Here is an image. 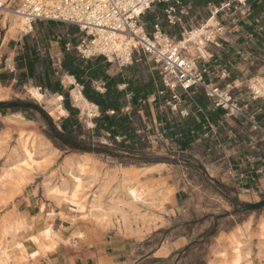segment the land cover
I'll list each match as a JSON object with an SVG mask.
<instances>
[{
    "label": "rangeland",
    "instance_id": "obj_1",
    "mask_svg": "<svg viewBox=\"0 0 264 264\" xmlns=\"http://www.w3.org/2000/svg\"><path fill=\"white\" fill-rule=\"evenodd\" d=\"M205 1L195 0L199 9ZM18 3L19 0L7 2L9 9L13 11ZM255 6L263 20L264 39V0H255ZM11 24V16L6 12L2 13L0 96L6 98L5 101L21 99L41 106L60 129V119L68 115L63 108L62 97L58 95L57 99L54 96L57 94L43 91L38 100L31 98V86H19V73L12 70L15 66L14 49L16 46L24 50L34 45L38 48L45 46L46 53L49 55L50 51L53 55L52 43L58 42L59 53L63 56L64 43H74L77 30L60 23L37 22L32 31L24 35L19 30L8 31ZM262 43L264 45V41ZM53 56L51 68L60 70V56ZM97 63L107 77L123 83L118 85L119 90L125 89L126 83H131L134 87L151 84L153 92L159 86L157 71L144 58L122 69L103 58ZM57 75L60 83L69 91L71 107L78 111L81 136L92 137L93 142L107 145L114 155L121 158L107 154H81L62 148L57 140L48 137L50 131L46 120L40 114L34 113L29 121L35 129V134L33 138L30 135V139L34 140L36 151L32 160L26 162L20 155L16 131L18 125L23 124V118L21 120L13 116L18 113L0 114V229L3 228L4 219L18 218L13 216L24 208L21 206L23 193L25 198L34 194L31 197L34 204L37 202L43 210L46 208L48 215L51 214L53 228L61 238L69 240L75 237L73 233L78 229H85L86 236L81 240L86 247L107 246V253H116L122 264H264V244L260 243L257 236L258 227L264 223V171L257 174L254 181L233 176L247 170L234 162L232 153L228 161L224 152H207L206 149L212 146V142L209 141L210 138L202 137L200 118L180 119L165 104L168 93L147 104V108L143 109L142 102L135 107V116L131 117L132 126L145 141L147 148L144 156L147 161L129 160L128 150L113 145L107 134L91 133L93 119L98 115H88L87 110L83 111L75 105L71 97V86L65 80L66 74L60 72ZM101 85L100 81L93 83L96 88H101ZM126 99L130 100V95ZM57 105L66 111L62 117L56 111ZM130 110L127 105L123 112L129 113ZM50 112L53 114L49 115ZM166 126H169L168 136L162 135ZM179 134L182 136L179 137ZM227 138L225 133L220 137L221 141ZM121 140L122 138H116V144ZM205 144L210 146L205 147ZM261 152L264 154V149ZM81 155L89 157L92 163L89 171L95 175L87 201L94 199L101 210L112 216L114 224L108 225L109 217L106 216L99 219L89 216L85 220L76 218L72 208H60L56 200L47 196L46 188L60 186L61 180H64V186L68 189L73 187L74 172L69 169L68 163ZM236 156L240 157V154ZM221 160L226 162L225 165L222 166ZM228 162L233 166L231 174L228 173ZM26 163L33 166L32 172L26 167ZM218 164H221V169L212 168ZM150 166L156 168L146 172L145 169ZM128 184L144 187L145 194L142 199H133L129 195ZM252 190L257 196L252 195ZM114 210L119 216L125 213L123 215L126 220L122 226L116 223ZM62 217L73 220L66 229L60 226ZM44 220V215L39 217L38 227L33 229L34 233L44 226ZM157 226L161 230L154 232ZM108 228L112 229L107 230ZM244 252L249 256L241 259L240 255Z\"/></svg>",
    "mask_w": 264,
    "mask_h": 264
},
{
    "label": "built area",
    "instance_id": "obj_2",
    "mask_svg": "<svg viewBox=\"0 0 264 264\" xmlns=\"http://www.w3.org/2000/svg\"><path fill=\"white\" fill-rule=\"evenodd\" d=\"M6 6V2L0 3V16ZM198 6L195 0H19L14 11L26 28L31 27L24 35L37 22L76 28L75 42L64 43L63 51L84 61L103 58L122 69L146 59L160 79L147 104L168 93L165 104L180 119L200 118L202 137L212 142L207 152L222 148L219 127L224 120L246 128L253 144L248 152L233 156L240 154L234 162L247 171L233 176L254 181L264 171V147H259L264 145V123L257 120L251 108L264 102V91L254 90L253 79H248L244 93H237L241 86L219 85L214 80H223V72L218 76L208 68L216 63L215 57L226 43L228 19L246 16L249 6L246 0H206L201 9ZM189 45L196 49L195 56L189 54ZM96 90L103 91L100 87ZM209 113L221 118L213 120ZM168 128L162 135L168 136ZM227 137L233 140L237 135L230 133ZM228 167L231 174L230 162Z\"/></svg>",
    "mask_w": 264,
    "mask_h": 264
},
{
    "label": "trees",
    "instance_id": "obj_3",
    "mask_svg": "<svg viewBox=\"0 0 264 264\" xmlns=\"http://www.w3.org/2000/svg\"><path fill=\"white\" fill-rule=\"evenodd\" d=\"M16 48L13 61L14 71L19 73L17 79L20 80L19 86L28 85L39 88L41 92L50 91L61 96L63 108L68 115L60 119V129H58L41 106L21 99L0 101L1 115L20 113L25 119L31 120L34 113H38L48 124L50 131V134H47L48 137L57 140L62 148L81 154H107L120 159L121 156L114 155L107 145L93 142L92 137L81 136V127L77 118L78 111L71 107L69 91L63 89L60 77L57 75L61 72L72 77L82 88L83 97L98 109V116L93 119L94 127L91 133L107 134L108 140L113 145L128 150L129 160L147 161L144 156V150L147 148L145 141L137 134V129L132 126L131 117L135 116L134 109L139 102L145 103L143 109L147 108V98L154 93L151 84L134 87L131 83H126V88L119 90L118 85L123 83L107 77L102 72L97 63L100 58L84 61L76 57L74 53L63 51L60 70H55L51 68L52 61L46 53L45 46L38 48L34 45L31 48L26 47L25 50L20 46ZM99 81L102 82V92L93 86V83ZM128 95H130V100L126 99ZM127 105L131 109L129 113L123 112ZM116 138H122L119 144H116Z\"/></svg>",
    "mask_w": 264,
    "mask_h": 264
},
{
    "label": "crops",
    "instance_id": "obj_4",
    "mask_svg": "<svg viewBox=\"0 0 264 264\" xmlns=\"http://www.w3.org/2000/svg\"><path fill=\"white\" fill-rule=\"evenodd\" d=\"M246 3L249 6L250 12L243 17H239L238 15H236L235 17L233 16L228 19L227 23L225 24L229 32V35L225 38L226 43H223L222 50H220L218 52V55L215 57L216 63H211L208 66L209 70L213 73H216L218 76L223 72V80L220 81L216 79L214 81H216L223 87L229 86V88H232L233 85L237 87L241 86L239 91H235L237 93L241 92V94L244 93V84L248 79L255 80V78L262 77L264 81V45L262 43L264 41L262 37L263 20L259 15L260 13H257V11L255 10V0H253V2L246 0ZM52 44L53 46L51 48V51L53 55L60 56L58 58L60 69L61 59L63 57L61 52L59 53L60 46L58 42H53ZM53 55L50 54L49 51V56L51 59ZM12 70H14V68H12ZM61 85H63V89L66 90V86L64 84ZM35 89H37V91L41 95L40 89ZM2 99V101H5L6 98L3 97ZM198 101L204 104L201 98L198 99ZM251 112L255 115L258 121L264 123V102L253 104ZM208 115H210L213 120H216L217 117L221 118V116H218L214 113H209ZM20 116L22 115L20 114ZM22 118L24 122L23 124H21V127H25L26 134L30 133L31 138H33L35 129H33L29 120L25 119L23 116ZM223 133H225L226 136H228L230 133H235L237 135V139H222V150L218 149V151L226 153L228 161L229 155L231 153L233 155L236 152H248L250 150L249 147L253 144L249 141V135L246 128L231 120H224L223 127H219V136L221 137ZM208 146L210 145L205 144V147ZM259 147H264V145L262 144ZM237 159L238 156H233V160ZM220 163H222L223 166L226 162L224 160H221ZM220 166L221 164H218L216 166L213 165L212 168L214 167L216 168V170H219L221 169ZM27 187H25L24 192H26ZM33 195L34 194H29L25 198V193H23V201L21 203V206H23L24 208L22 209V211H20L19 214H16L13 217L24 215L28 218H32L37 215H44V218L46 220H44V226L40 229L42 230L47 224L46 221H52V216L50 213V215L46 213V208L45 210H43L42 206L40 207L37 202L34 204V200L31 199ZM252 195L257 196L254 190H252ZM61 219L62 218H60V222ZM164 220H166V217H164ZM38 223L39 219H37L31 225V228L26 233L25 237L37 234L40 231L38 230L37 233H34L33 231L34 228L38 227ZM111 229L112 228H108L107 230ZM1 230L2 228L0 229V232ZM159 230H161V228L160 226H157L154 232H158ZM242 231H245V228H242ZM86 233L87 232L85 229H78L75 233H73V236L75 237L70 238L68 241H64L68 238H62L63 241H58L54 244L52 249L46 252H43V250L39 249L35 245H24V247L26 246L25 248L27 252L26 258L18 262L17 264H122L121 259H119V256L116 253H107V250H109L107 246H100L98 248L86 247L81 240L83 236H86Z\"/></svg>",
    "mask_w": 264,
    "mask_h": 264
},
{
    "label": "bare ground",
    "instance_id": "obj_5",
    "mask_svg": "<svg viewBox=\"0 0 264 264\" xmlns=\"http://www.w3.org/2000/svg\"><path fill=\"white\" fill-rule=\"evenodd\" d=\"M8 2V0H0V3ZM7 13L12 18V24L8 28V31L19 30L20 32H27L31 29V27H25V21L18 16L15 11L9 9V4L3 9V13ZM11 22V21H10ZM211 23V21L209 22ZM187 50L191 56L196 55V49L193 45H189ZM201 54L206 57L204 51L201 50ZM65 80L67 84L71 86V97L73 101L76 103L75 105L79 106L83 111L87 110L88 115L94 114L98 115L97 107L89 103L81 93V87L76 84L75 80L65 75ZM254 83L252 86L254 90L259 93H263L264 91V81L262 77L255 78L252 81ZM67 85V86H68ZM30 97L34 100H38L41 95L34 87L29 88ZM57 99H59L58 95H54ZM3 97L0 96V101H2ZM55 99V100H57ZM53 100V99H52ZM42 101V100H41ZM54 101V100H53ZM58 101V100H57ZM56 111L61 117L66 114V111L62 109L59 105L56 106ZM53 113L50 112L49 115ZM22 120V117L18 114L13 115ZM31 130V129H30ZM17 142L20 150V155L26 160V162H30L33 158V154L36 151V146L34 140L30 139V133L26 134L25 127H21L18 125L17 129ZM32 133V131H31ZM158 166V165H156ZM156 166L147 167L146 172L155 169ZM26 167L29 171H33V166L29 163H26ZM68 167L71 171H73V178L75 180L73 187L69 188L64 186V180H61L60 186H57L53 189H47V196L56 200L57 205L61 207H70L76 213V218L81 220H85L87 217L92 216L93 218L99 219L101 216H106L108 225L114 224L112 223V219L109 214L100 209V205L95 203L93 200L91 202L87 201L88 192L90 187L92 186V181L95 180V175L91 173L89 170L92 168L91 160L88 156L81 155L78 159L70 161L68 163ZM87 180V181H86ZM127 191L129 195L133 199H142L145 194L144 187L135 186L132 184H128ZM114 208V207H113ZM115 209V208H114ZM112 210V209H111ZM97 212L96 214L92 212ZM114 210L113 212H115ZM121 211V209L119 210ZM123 212V211H122ZM93 214V215H92ZM125 214V213H123ZM121 214L119 216L118 212L114 213L116 223L122 226L126 220V216ZM113 215V216H114ZM39 215L28 218L24 215L19 216L17 219L6 218L3 220V228L0 232V264H17L18 262L24 260L26 258V246L24 245H35L39 249L46 252L53 248L54 244L58 241H63L62 238L59 237L58 232H56L52 226V221H46V226L40 230L37 234L29 235L25 237L26 233L30 230L31 225L39 219ZM73 218V217H72ZM71 218V219H72ZM46 220V219H45ZM73 220H69L66 217H62L61 219V228L66 229L70 226V222ZM1 225V226H2ZM257 236L261 244H264V223L258 227ZM68 241V239L64 240ZM56 247V246H55ZM54 247V248H55ZM263 247V246H262ZM249 256L247 252H244L240 255L241 259H246ZM212 262V261H211ZM217 264V263H216Z\"/></svg>",
    "mask_w": 264,
    "mask_h": 264
},
{
    "label": "water",
    "instance_id": "obj_6",
    "mask_svg": "<svg viewBox=\"0 0 264 264\" xmlns=\"http://www.w3.org/2000/svg\"><path fill=\"white\" fill-rule=\"evenodd\" d=\"M49 117H51V116H49Z\"/></svg>",
    "mask_w": 264,
    "mask_h": 264
}]
</instances>
